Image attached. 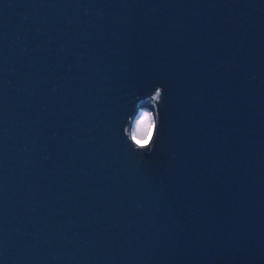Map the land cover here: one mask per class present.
I'll use <instances>...</instances> for the list:
<instances>
[{
  "label": "water",
  "instance_id": "1",
  "mask_svg": "<svg viewBox=\"0 0 264 264\" xmlns=\"http://www.w3.org/2000/svg\"><path fill=\"white\" fill-rule=\"evenodd\" d=\"M0 264H264V0H0Z\"/></svg>",
  "mask_w": 264,
  "mask_h": 264
},
{
  "label": "clouds",
  "instance_id": "2",
  "mask_svg": "<svg viewBox=\"0 0 264 264\" xmlns=\"http://www.w3.org/2000/svg\"><path fill=\"white\" fill-rule=\"evenodd\" d=\"M163 100V88L157 86L153 93L139 100L135 111L126 117L122 136L132 152L145 156L156 150L161 124L160 105Z\"/></svg>",
  "mask_w": 264,
  "mask_h": 264
}]
</instances>
